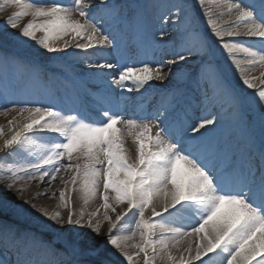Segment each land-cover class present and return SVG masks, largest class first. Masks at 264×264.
I'll return each instance as SVG.
<instances>
[{"label": "snow or ice", "instance_id": "6c2138e0", "mask_svg": "<svg viewBox=\"0 0 264 264\" xmlns=\"http://www.w3.org/2000/svg\"><path fill=\"white\" fill-rule=\"evenodd\" d=\"M7 8L13 11L0 21V116L8 119L0 124V152L16 156L33 138H52L0 190L34 174L50 187L62 167L70 173L58 193L66 215L29 200L0 198V248L15 255L13 264H155L158 256L165 264H264V71L259 79L248 72L264 69V0L228 5L237 16L227 30L205 13L238 78L253 90L254 107L228 87L207 41L181 23L184 10L178 4L0 0V12ZM157 23L173 24L172 34ZM241 36L256 38L259 49L232 42ZM27 46L70 56V62L62 74L45 76L37 63L17 54ZM169 49L174 58L162 63L157 53L162 57ZM237 52L253 58L247 68ZM75 64L88 70L67 71ZM189 65L194 70L185 72ZM155 81L172 82L164 93L168 104L128 118L120 106L124 92H139ZM194 92L217 108L190 123L187 98ZM85 104L100 118L89 119ZM127 136L134 137V156L125 146ZM81 179L86 200L97 195L103 200V236L97 212H75L68 205L67 184ZM124 203L113 220L108 210L116 212ZM129 214L138 218L125 229ZM21 219L28 227L14 226ZM137 231L139 242L132 243Z\"/></svg>", "mask_w": 264, "mask_h": 264}, {"label": "bare ground", "instance_id": "6f19581e", "mask_svg": "<svg viewBox=\"0 0 264 264\" xmlns=\"http://www.w3.org/2000/svg\"><path fill=\"white\" fill-rule=\"evenodd\" d=\"M184 1V3H183ZM31 2V0H29ZM42 3H50L51 0H41ZM60 2L65 4H70L71 0H60ZM84 3H89V0H84ZM168 6L172 4L180 5L184 10V20L181 22L185 25V27L189 28L191 33L199 34L203 39L208 40L209 43L212 44V51L216 53L217 60L222 65V71L227 77V85L232 90V92L237 96L242 97L244 100L245 106H256L258 104L257 98L253 95V90L248 89L244 86L241 80L238 78V73L234 70L233 64L230 61V58L227 56L226 51L222 49L219 40L214 36L211 31L210 25L208 24V16L205 13L211 14V19L215 21L216 24L220 25L222 28L227 30V25L233 23L237 16V11L233 10L229 12L228 5L238 4L241 3V0H163ZM13 11L12 8H7L4 12H0V21H2L6 15L10 14ZM28 18H24L21 23H25ZM157 27H162L167 30L169 34L173 32V24H160L157 23ZM239 31L243 33V25L241 24L239 27ZM225 42H228L229 38L225 36ZM244 42V46L248 47L252 45V50L257 51L260 47V42L256 38H248V37H237L232 42ZM167 43V41H166ZM32 46H28L31 48ZM19 56L23 57L21 53H17ZM89 55L93 57V59H97V54L93 53L89 50ZM235 57L237 60L241 62V65L247 68V61L253 59L251 57H247L245 53L237 52L235 53ZM25 59H30L31 55L28 53L24 55ZM64 58L70 60V56H65ZM174 57L171 55V49H169L167 54H164L162 57L159 53H157V59L162 60V63H167V61L172 60ZM258 59V57L256 58ZM114 63L115 61H110ZM151 67L154 69L158 67L157 64H152ZM83 64H75L71 69H67L69 72H73L74 74H80L87 71ZM165 72L167 68L163 69ZM193 66H184V71L189 72L193 71ZM42 73L45 75L46 71L42 67ZM107 71V70H105ZM261 71H264L261 67L257 66L255 69L248 68V72L251 76L256 77L259 79ZM118 75V72H117ZM172 82L165 81L163 83L159 81L152 82L146 88H142L139 92L133 91L131 93L124 92V99L121 101V108L123 109L124 113L128 118H135L137 112L143 108H145L148 104H153L155 110L157 107H163L168 104V98L165 97L164 93L165 90L170 86ZM91 86V85H90ZM129 86H131V82H129ZM259 87V84H258ZM116 95L118 96L120 93V89L115 90ZM195 99L190 101V95H188V100L190 101V108H188V116L187 119L190 123L198 122L199 118L202 115H206L208 113H213L214 110L217 108V105L212 100H206L203 98L202 94L199 92H194ZM237 96V97H238ZM144 100L143 103L139 101ZM85 106L90 107L89 105L85 104ZM71 107V106H70ZM92 108V107H90ZM93 109V108H92ZM87 110V108H86ZM89 119L97 120L100 118L98 114L96 117L87 110ZM67 114H74L70 112H66ZM7 117L0 116V124H7ZM149 122V121H148ZM151 123V122H149ZM155 123V121L153 122ZM122 127V125H118ZM155 132V128H153V133ZM52 137L48 138H36L40 144L39 146H34V141L32 145L29 146L27 151H22L16 156H9L6 152H0V189L5 187V182L11 179L13 171H15L18 167H21L25 164L26 160H35V157L42 154L45 148L49 146L47 140L51 139ZM165 139H167L165 137ZM125 146L129 150V152L134 156L135 155V141L134 137L127 136L125 137ZM11 169L12 171H9ZM70 180V173L66 172L65 169L62 167L61 170L56 173L55 179L52 181L51 186L48 187L47 185L42 186L43 182L38 179V175L33 176V178H29L28 176H24L23 179H17L15 183L12 185L11 189H8L7 192L0 190V198L9 199V200H29L30 203L36 204L38 207H42L47 209L49 212L60 211L62 214H67V209H65L63 205V201H61L60 196L58 195L60 190L65 189L64 181ZM18 189H23L22 192L17 191ZM48 192H56V195H44L43 193ZM99 192H103V188L99 189ZM40 193L38 198L31 199L37 194ZM66 194L68 196V205L69 207L75 212H84L85 214H90L92 212H97V218L101 220L103 228L101 235H105L107 233V222L104 220V211L103 208V200L100 195L95 197L88 198L86 200L85 193L83 191V180H79L75 185L71 182L67 184ZM111 203V201H110ZM127 207L126 203L122 205H118L116 207V212L109 211V215L114 220L116 213L123 211ZM159 211V208H158ZM146 217H151V212L146 211ZM138 217H133L131 214L125 219L124 221V228L127 229L128 227H134L135 220ZM159 223H165L167 226L177 227L180 226L179 224H172L165 220H160L157 218ZM5 223L10 221L5 220ZM21 229L28 227V223L21 219L19 223L15 224ZM129 234V233H125ZM139 232L137 231L136 236L131 241L132 243L139 242ZM187 239V238H186ZM2 248H0L1 250ZM4 253L7 254L11 259L12 263L15 260V255L5 249H3ZM130 251L134 252L135 249H130ZM173 255H178L176 249H173ZM1 259V258H0ZM143 260L140 261V264ZM155 264H165L164 261L158 256L155 259Z\"/></svg>", "mask_w": 264, "mask_h": 264}, {"label": "rangeland", "instance_id": "374dc122", "mask_svg": "<svg viewBox=\"0 0 264 264\" xmlns=\"http://www.w3.org/2000/svg\"><path fill=\"white\" fill-rule=\"evenodd\" d=\"M183 3H184V1H183ZM206 41H207V44L209 46V51L211 54L210 59H211L212 63L214 64V66H216L219 69V71H220L221 75L223 76L225 82H227V77L222 71V65L217 60L216 53H214L212 51V44L209 43L208 40H206ZM17 53H21L23 55V57H24V55L29 53L31 55V58L27 59V60L37 63L40 66L41 70H42V66H44V70L46 71L45 76L51 74L52 72H56V71L63 72L65 70V65L70 62V60L64 58V54L46 53L44 50L37 48V47L28 48V46H27V47L19 49L17 51ZM48 66L54 67L56 69V71L49 72L48 69L51 67H48ZM238 97L240 99H242V97H240V96H238ZM243 102H244V100H243ZM66 103H67L68 107L72 106L71 101L70 102L66 101ZM89 110H93V109L89 108ZM96 113H98V112L96 111ZM24 200H26V199H24ZM24 200H22V201H24ZM0 256L4 257V260H6V258L8 257V255L5 254L3 250H0ZM141 264H143V262Z\"/></svg>", "mask_w": 264, "mask_h": 264}]
</instances>
